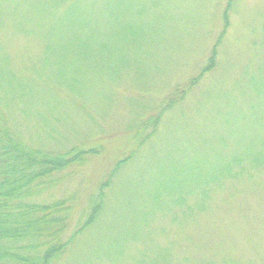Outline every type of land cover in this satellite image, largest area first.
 I'll use <instances>...</instances> for the list:
<instances>
[{
	"label": "rangeland",
	"instance_id": "374dc122",
	"mask_svg": "<svg viewBox=\"0 0 264 264\" xmlns=\"http://www.w3.org/2000/svg\"><path fill=\"white\" fill-rule=\"evenodd\" d=\"M0 128L100 199L51 264H264V0H0Z\"/></svg>",
	"mask_w": 264,
	"mask_h": 264
},
{
	"label": "trees",
	"instance_id": "16d2710c",
	"mask_svg": "<svg viewBox=\"0 0 264 264\" xmlns=\"http://www.w3.org/2000/svg\"><path fill=\"white\" fill-rule=\"evenodd\" d=\"M61 157L31 148L0 128V264H51L99 214L100 199L94 195L86 219L64 239L72 209L69 199L35 200L71 162Z\"/></svg>",
	"mask_w": 264,
	"mask_h": 264
}]
</instances>
